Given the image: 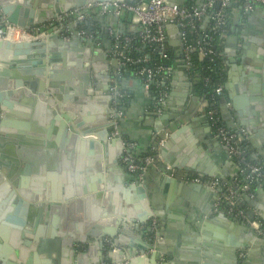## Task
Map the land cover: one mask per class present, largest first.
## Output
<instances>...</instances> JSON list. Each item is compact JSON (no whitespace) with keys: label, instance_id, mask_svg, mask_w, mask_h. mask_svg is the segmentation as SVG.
Wrapping results in <instances>:
<instances>
[{"label":"crops","instance_id":"0c3cea01","mask_svg":"<svg viewBox=\"0 0 264 264\" xmlns=\"http://www.w3.org/2000/svg\"><path fill=\"white\" fill-rule=\"evenodd\" d=\"M10 4L12 0H0L1 8ZM3 16L5 17L4 14ZM226 21L225 35L219 45L220 84L223 87L218 107L220 117L228 130L243 139L248 157L264 167V127L260 126L264 123V90L261 88V84L264 83V8L254 5L251 10H244L240 2H233L228 9ZM101 24L104 29L112 27L120 32L131 30L128 24L114 18L103 19ZM104 29L101 28L100 35L93 39L92 44L89 43L90 40L80 39L74 33L68 40L62 35H59L58 39L51 40L47 50H55L50 54L57 58L56 67L60 68L62 61H65L68 65L66 69L72 71L77 63L91 64L95 71L104 75L107 71L113 70L110 66L113 60L112 43ZM171 37L169 45L175 59V70L167 84L166 102L160 113L157 112L154 97L144 90L141 81L133 75L129 78L120 76L118 78L119 89L125 91L129 97L125 107L115 101L109 88L112 98L110 111L104 103L108 95L99 96L95 92L104 87L105 82L100 78L92 82L90 90L95 92L94 97H90L94 104L92 106L97 111L105 110L104 115L100 114L102 118L106 115L103 124H112L115 121L127 148H132V153L129 155L132 160L139 163L148 156L145 155L146 153L156 151L153 155L157 160L147 165L140 175L132 173L128 166L126 167L124 158L128 155L121 156L117 165L110 171L111 184L114 187L110 188L109 194H112L121 211H125L128 207L133 211L146 210L153 213L147 221L159 232V236L157 238L145 234L144 238L146 242H150L152 237L153 243H156L161 264H264V242L249 237L247 231L241 227L246 225L239 219L225 211L214 210V203L220 192L228 186L233 187L238 181L239 168L236 163H232L225 146L215 136L204 115L203 99L192 92L191 78L184 68L180 53L176 50L177 44L175 43V46L170 44V40L176 42L174 37ZM60 39L63 42H60ZM244 57L251 60L242 61ZM248 71L251 73L248 74ZM250 83L259 90L250 94L248 92ZM258 94L261 95V100L256 101L254 98L257 99ZM27 98L28 96L25 95L22 102L10 103L9 111H13V116L6 128H10L11 132H19V134L22 132L26 136V131H18L20 127L30 129L31 132L43 133L49 128L47 111L43 112L38 106L34 107L35 104L30 103V99ZM117 109L120 110V114ZM88 116L85 114V117ZM160 116L164 118L156 119ZM244 121H251L257 132L247 135L239 124ZM188 124L190 129L180 138L191 137L190 148L185 147L184 150L186 153L191 152L192 148L194 150L190 154L177 150L175 155H172L168 147L160 153L161 139L158 141L154 130L159 125L163 126L162 135L167 137ZM0 137H4L3 133ZM14 140L17 141L15 137L12 141ZM12 141L6 143L4 148H0L4 149V151L0 150V162L8 165L7 161H9V166L6 168L12 171L13 178L12 185L5 179L4 183H0V255L9 258L14 256L25 264L29 262L52 264L57 256L60 260L59 264H62V260L66 259L62 255V250L60 251L62 244H60L59 232L53 230L51 226L48 228L44 222H39L35 229V217L42 216L44 211L48 212V208L43 205L50 203L57 206L54 208L57 210L53 212L52 220L59 225L61 215L65 212L68 215L78 216L81 210L84 215L92 217L98 211L99 205L88 199L91 195H78L83 190L82 187L88 185V177L92 178L96 175L95 166L91 164L94 156L89 155L90 151L87 147L83 152L78 150L79 146L73 147V155L68 156L60 153L58 149L54 150L51 147L48 149L43 143H24V147H21V144ZM12 145L15 155L11 154ZM5 148H9L8 151H5ZM19 152L25 160L19 157ZM167 156L175 160L177 165V167L173 165L177 169V176L172 178L179 179V176L185 173L197 175L193 169L185 170L184 165L195 168L209 166L221 174L223 181H220L223 186L213 187L218 194L217 197L211 189L178 187L175 183L166 181L168 175L164 166L170 164L166 161ZM89 169L91 171H88ZM124 175L128 177V181L130 177L137 176L145 186L144 193L147 195L145 205H142L137 188L132 192L128 188V183H123L118 189L115 188L118 180ZM233 175H236L234 180ZM14 183L25 197L47 196L46 199L48 198L49 201L33 203L23 199V204L12 201L4 193L8 186L9 190L17 194ZM65 194L74 198L61 202L63 199L60 198ZM128 197L135 201L131 207L125 204ZM241 197L240 203L246 207L247 213L264 221V189L254 187L250 194L246 193L245 196L242 194ZM75 201H79V205L74 203ZM70 203H73L71 204L73 212H70ZM80 224L84 226V223ZM34 234L43 241L41 245L34 242ZM136 235L137 233L132 232L123 234V245L132 246L137 240ZM107 243L109 239L106 237L102 245ZM87 245L85 244L84 248ZM121 247L114 246L116 251ZM16 250L19 252L18 256ZM98 255L99 252L92 249L91 255L85 256L83 263L88 264L97 259ZM68 263L72 261L69 260ZM72 264L78 262L73 261Z\"/></svg>","mask_w":264,"mask_h":264},{"label":"water","instance_id":"95a60500","mask_svg":"<svg viewBox=\"0 0 264 264\" xmlns=\"http://www.w3.org/2000/svg\"><path fill=\"white\" fill-rule=\"evenodd\" d=\"M100 1L121 2L131 0H12L10 6L6 5L1 9L7 22L24 29H30L44 23L50 18L62 15L72 8ZM114 19L118 20L116 17ZM168 27L169 25H167ZM58 37V33H51L44 38L32 41L12 43L8 40H0V134L3 133L4 135V137H0V148H4V145L11 142L14 137L17 141L14 140L12 142L21 144V147H24V143H43L48 149L49 147L54 150L58 149L60 153L67 154L68 156L73 155V147L77 148L79 146L78 150L82 152L87 147V150L90 151L89 155L94 156L91 164L95 166L96 175L92 178L88 177V185L83 186V190L78 195H91L90 197L88 196V199H92L100 208H98V211L92 217L87 216V214L84 215L81 210L78 212L80 213L78 216L68 215L65 212L61 215V223L59 225L52 220V214L57 210L54 208H57V206L52 205V203L49 205L45 204L43 207L48 208V212L44 211V214L40 217L36 215L34 228L36 229L38 227L39 222H44L48 225V228L51 226L53 230L59 232V236L61 237L60 244H62L60 251L62 250V255L66 259L62 260V264H69V260L72 263L74 261L75 263L78 262V264H84L83 260L85 256H90L92 249L99 252V255L97 259L90 261L88 264H161L158 247L155 245L156 243H153L152 237L151 239L149 238L150 242H146L144 238L145 234L157 238L159 236V232L147 221V218L152 216L153 213H149L146 210H136L138 212L135 214L136 211L128 207L125 211H121L117 203L113 200L112 194H109L110 188L114 187L111 184L112 177H110V171L117 165L121 156L131 155L132 148H127L119 129H117L118 133L112 136L114 123L103 124L106 120V115L102 118L100 114L104 115L105 110L97 111L92 106L94 104L90 97H94L95 92L99 96L108 95L104 103L107 110L110 111L109 105L112 99L109 93L110 79L114 69L118 67L117 61H111L110 66L113 70L107 71L105 75L98 73L91 64L86 63H77L75 66L76 71L73 69L74 72L66 69L68 65L65 61H62L61 67L57 68V58L53 54H50V52L53 53L55 50L48 51L47 48L51 44V40L58 39ZM169 38L171 39L172 37L169 36ZM61 40L59 41L63 42ZM171 41L170 44H174L175 46L176 42ZM92 42L93 40H90L89 43L92 44ZM176 50L179 52V48ZM248 59L250 58L244 57L242 61ZM250 73L248 71V74ZM98 78L105 82V86L93 92V90H90L92 88V82ZM261 88L264 90V83L261 84ZM258 90V87L253 83L248 85V92L250 94ZM25 95L30 99V103L35 104L34 107L38 106L43 112L47 111L49 128L43 133L31 132L32 130L30 129L20 127L18 131H26V136L22 132L19 134V132H11L10 128H6L8 121L13 116V111H9L10 103L22 102L25 99ZM254 100H261V95L257 99L254 98ZM85 114L89 116L85 117ZM162 118L164 116L156 117V119ZM239 124L247 135H250L252 132H257L254 127L255 125L251 121H244ZM260 126L264 127V123ZM163 128V126L159 125L154 130L158 141L164 138L163 143L160 144V153L168 147H170L172 155H175L177 150L178 152L180 150L185 152V147L190 148L192 138L186 136L184 139L180 138L190 129L189 124L170 133L167 137L162 135ZM11 148V154L15 155L13 145ZM8 149L5 148V151H8ZM0 150L4 151V149ZM193 150L194 148L190 151L192 152ZM191 152H185V154H190ZM19 157L25 160L20 152ZM129 157L131 158V156ZM166 161L172 166L177 167L175 160L169 159L168 156ZM7 162L8 165L0 162V183H4L7 180V183L9 182L12 185V171H8L6 168V166H9V161ZM232 163L235 162L232 160ZM128 165L129 163L127 162L126 167ZM184 167L185 170L193 169L196 174L202 175L203 177L206 176L205 179L207 180L217 179L223 181L221 174L215 172L212 167L200 166L199 168H195L194 166L186 165ZM88 171H91V169ZM235 176L233 175V180ZM127 178L125 175L122 176V179L118 180L115 188L118 189L123 183H128V188L132 192L137 188L141 195L142 205H145V197L147 196L144 193L145 186H143L137 176L130 177V181ZM165 180L175 183L178 187L185 186L192 189H211L215 197L218 195L215 189L209 185L185 183L180 179L169 176ZM15 186L18 191L17 194L9 190L8 186L4 193L12 201H17L22 204L23 201L33 203L49 201L48 198L46 199L47 196L39 198L37 195H32V197L29 196L27 198L20 188L17 185ZM73 198L74 196L65 194L60 199H63L61 202H66ZM74 203L79 205V201H75ZM71 204L73 203L69 204L70 212H73ZM125 204L131 207L135 204V201H132L128 197ZM81 222L84 223V226L80 224ZM107 225L109 226L107 227ZM241 227L247 231L249 237L264 242V237L256 235L249 227ZM33 232L36 233L35 230ZM128 232H132L133 234L137 233V240L135 243L133 242L132 246L126 247L122 243V236ZM34 235V242L41 245L43 243L41 238L36 234ZM106 237L109 239V243L103 246L102 242ZM85 244H88L86 248H84ZM114 246L122 247L116 251ZM37 251L41 252L40 249H37ZM16 254L17 256L19 255L17 250ZM8 258L6 255H0V264H25L24 262H19L14 256ZM19 259L22 260V258ZM67 260L68 262H66ZM59 261V258L55 256L52 264H59ZM26 264L33 263L29 262Z\"/></svg>","mask_w":264,"mask_h":264},{"label":"built area","instance_id":"2783aa9c","mask_svg":"<svg viewBox=\"0 0 264 264\" xmlns=\"http://www.w3.org/2000/svg\"><path fill=\"white\" fill-rule=\"evenodd\" d=\"M233 2H240L244 10H251L254 5L264 8V0H131L100 1L68 10L62 15L50 18L46 22L24 29L7 22L0 7V40L32 41L50 33H58L68 40L74 35L83 40H93L100 35L101 20L118 18L131 27L130 31L120 32L112 27H105V34L111 39V54L117 61L110 79V91L119 102L127 96L118 85L122 69L131 68V74L139 79L144 90L150 93L154 84L156 91L152 96L157 112L160 113L167 97V84L174 73L175 59L167 64L165 60H173L172 48L168 36L176 40L186 72L192 70V53L200 59L220 58L221 40L225 35L228 9ZM167 25L169 27L167 28ZM102 26V27H101ZM197 32L196 38H189V31ZM213 35L218 37L217 45L212 43ZM205 84L212 82L210 76L204 77ZM151 94V93H150ZM223 87L217 83L209 99L203 100V113L212 127L215 136L225 146L228 156L238 165V181L233 187H226L220 192L214 203V210L225 211L239 219L256 235L264 237V221L249 215L245 206L241 205V195L251 193L254 187L264 189V167L254 163L246 153L243 139L227 129L221 120L216 97H221ZM120 114V110L117 109ZM114 121L112 136L117 132ZM164 138L159 141L162 144ZM125 162L132 173L140 175L145 167L157 159L148 155L136 163L129 156ZM165 172L169 177L177 176V169L165 164ZM179 179L185 183H198L217 187L220 180H207L202 175L185 173ZM223 186V185H222ZM242 256V254H240Z\"/></svg>","mask_w":264,"mask_h":264},{"label":"trees","instance_id":"16d2710c","mask_svg":"<svg viewBox=\"0 0 264 264\" xmlns=\"http://www.w3.org/2000/svg\"><path fill=\"white\" fill-rule=\"evenodd\" d=\"M189 38H196L197 36V32H195V30L189 31L188 33ZM217 41H218V37L213 35V46L214 44L217 45ZM219 46L217 45V48ZM173 60H165V63H173ZM220 58H216L215 60H210L209 57H204L203 59H200L198 57V54L192 53V70L189 73V77L191 78V82H192V92L197 95L200 96L203 100L204 99H209L213 88L215 87V85L217 83H220ZM131 68L127 67L125 69H122L120 72V77L121 78H129L132 77L131 76ZM206 76H210L212 78V82L209 84H205L204 82V77ZM156 88L154 86V84L151 86V90L150 93L151 95L155 94ZM221 97H216L215 99V105H217L218 107L220 106V102H221ZM129 102V97L126 96L125 98L122 99L121 101V106L125 107ZM156 151L152 150L149 151L148 153H146L145 155H153L155 154Z\"/></svg>","mask_w":264,"mask_h":264}]
</instances>
